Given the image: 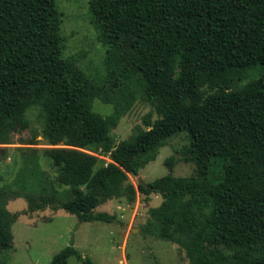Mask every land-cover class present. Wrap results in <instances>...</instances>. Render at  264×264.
<instances>
[{"label":"trees","instance_id":"1","mask_svg":"<svg viewBox=\"0 0 264 264\" xmlns=\"http://www.w3.org/2000/svg\"><path fill=\"white\" fill-rule=\"evenodd\" d=\"M88 1L115 60L109 92L137 78L156 118L115 143L121 110H92L96 99L112 104L111 95L63 57L55 0H0V144L38 107L50 146L42 154L56 169L52 179L27 158L13 180L19 193L0 185V250L12 242L6 204L15 198L31 212L50 207L80 222H114L95 208L121 196L129 175L185 133L178 152L194 175L137 186L162 197L150 213L157 236L180 245L189 264H264V0ZM254 67L261 73L250 78ZM234 80L246 83L232 88ZM126 191L131 200L133 187ZM70 257L89 264L72 245L49 264Z\"/></svg>","mask_w":264,"mask_h":264},{"label":"rangeland","instance_id":"2","mask_svg":"<svg viewBox=\"0 0 264 264\" xmlns=\"http://www.w3.org/2000/svg\"><path fill=\"white\" fill-rule=\"evenodd\" d=\"M59 12L60 33L64 42L63 57L72 61L97 88H105L112 104L93 101L92 110L106 117L117 106L121 116L111 134L115 143L128 139L135 131L145 130L146 122L152 123L156 115L143 95L141 82L125 77L124 85L109 92L115 73V60L110 46L102 39L91 20L88 0H55ZM259 68L247 70V76L257 77ZM246 79V78H245ZM246 80H234L232 88H239ZM201 96L204 92L201 91ZM116 104V105H115ZM26 125L17 123L8 132L7 143L0 144V185L19 193L13 186L23 160L36 157L41 174L56 176V169L42 154L49 148L41 138L42 119L38 107H30L26 113ZM188 144L185 133L170 139L157 150L155 160L129 175L123 184V194L100 203L94 210L115 217L112 223L80 222L75 215L62 209L46 207L31 212L24 198H15L6 204L15 216L11 226L12 242L0 250V264H49L52 257L66 246L72 245L89 264H189L184 249L173 242L163 240L155 232L156 222L151 210L162 202L154 190L141 193V182L150 190L156 179L171 175L174 178H190L195 165L185 160L178 151ZM108 163L107 157L97 155ZM131 185L134 196L130 200L126 188ZM68 264H84L74 257Z\"/></svg>","mask_w":264,"mask_h":264},{"label":"water","instance_id":"3","mask_svg":"<svg viewBox=\"0 0 264 264\" xmlns=\"http://www.w3.org/2000/svg\"><path fill=\"white\" fill-rule=\"evenodd\" d=\"M139 183L140 185H142L143 187H146L142 182H141V179L139 178Z\"/></svg>","mask_w":264,"mask_h":264}]
</instances>
